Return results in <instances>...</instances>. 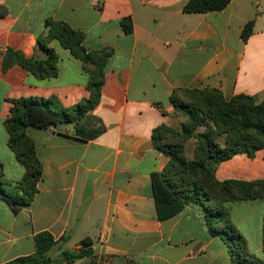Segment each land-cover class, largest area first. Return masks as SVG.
I'll return each mask as SVG.
<instances>
[{"label": "crops", "instance_id": "crops-1", "mask_svg": "<svg viewBox=\"0 0 264 264\" xmlns=\"http://www.w3.org/2000/svg\"><path fill=\"white\" fill-rule=\"evenodd\" d=\"M189 0H0V162L7 180L18 182L23 166L7 145L4 120L9 100L55 97L70 108L88 97L81 60L53 39L56 77L39 80L21 67L2 69L8 49L45 59L37 38L47 19L83 34L88 50L111 48L98 104L78 121L26 128L42 164L37 193L14 209L0 195V264L35 253L34 237L49 232L63 241L48 253L77 252L89 238L88 264H233L230 243L212 234L202 206L187 204L160 219L151 175L170 155L156 149L151 134L171 126L175 89H218L228 99L264 96V0H231L220 10L185 13ZM132 31L125 33L121 22ZM253 21L246 41L241 31ZM193 142V147H194ZM189 159L192 150L187 151ZM215 177L264 181V147L253 158L238 154L221 162ZM248 251L263 259L264 200L227 203Z\"/></svg>", "mask_w": 264, "mask_h": 264}, {"label": "trees", "instance_id": "trees-1", "mask_svg": "<svg viewBox=\"0 0 264 264\" xmlns=\"http://www.w3.org/2000/svg\"><path fill=\"white\" fill-rule=\"evenodd\" d=\"M231 0H189L183 7L185 13H207L224 9ZM4 13L0 10V16ZM125 33L132 31L128 20L122 21ZM45 33L37 38V47L45 52V59L28 57L18 50L8 49L2 59L3 71L20 65L39 80L56 77L58 56L49 47L56 39L72 56L81 60L88 74V97L70 108L62 107L55 98H19L9 100L10 108L4 120L8 134L7 145L25 172L18 182L9 181L0 162V195L14 209L29 205L37 193L42 164L36 156L34 142L26 135V128H46L58 123L78 121L99 102L104 81V67L111 48L88 50L83 45V34L66 23L47 19ZM253 21L246 23L241 38L251 35ZM172 115L182 116L180 129L160 125L153 129L151 139L156 149L168 153L170 158L160 173L151 175L152 194L160 219L172 216L187 204L203 207L205 223L212 234H220L236 244L230 246L233 264H264L263 259L253 257L245 239L232 223L227 203L264 200V181L223 180L215 177L218 164L238 154L253 158L264 147V96L256 98L236 94L224 98L218 89H175L169 97ZM194 141L193 157L187 158L186 143ZM42 231L35 235V253L16 258L3 264H61L73 263L93 254L89 238L81 240L77 252L63 250L58 260L50 261L48 253L58 242ZM239 250L240 253L237 251ZM264 253V217H263ZM88 264H95L92 260Z\"/></svg>", "mask_w": 264, "mask_h": 264}, {"label": "rangeland", "instance_id": "rangeland-1", "mask_svg": "<svg viewBox=\"0 0 264 264\" xmlns=\"http://www.w3.org/2000/svg\"><path fill=\"white\" fill-rule=\"evenodd\" d=\"M171 116L174 119V123L170 127L175 128V129H180L181 123L184 120V118L182 116H176V115H172V114H171ZM193 142H194L193 140H189L186 143V146H185L186 156H187V151L192 150V148L194 150ZM187 158H188V156H187ZM227 241L230 243V246H232L234 249L236 248L235 242H233L231 239H228ZM237 251L240 253L239 250H237Z\"/></svg>", "mask_w": 264, "mask_h": 264}, {"label": "built area", "instance_id": "built-area-1", "mask_svg": "<svg viewBox=\"0 0 264 264\" xmlns=\"http://www.w3.org/2000/svg\"><path fill=\"white\" fill-rule=\"evenodd\" d=\"M80 248H82V245H80Z\"/></svg>", "mask_w": 264, "mask_h": 264}]
</instances>
